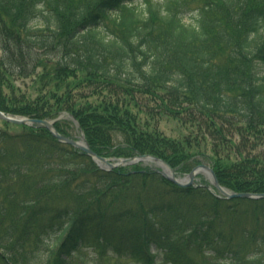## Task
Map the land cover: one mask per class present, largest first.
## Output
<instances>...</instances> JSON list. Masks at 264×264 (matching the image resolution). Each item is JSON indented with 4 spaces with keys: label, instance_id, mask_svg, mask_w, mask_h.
<instances>
[{
    "label": "trees",
    "instance_id": "trees-1",
    "mask_svg": "<svg viewBox=\"0 0 264 264\" xmlns=\"http://www.w3.org/2000/svg\"><path fill=\"white\" fill-rule=\"evenodd\" d=\"M139 1L0 0V109L69 113L99 154L177 170L210 146L223 185L264 192V0ZM161 115L190 133L164 135ZM1 121L0 264H264V198L106 170Z\"/></svg>",
    "mask_w": 264,
    "mask_h": 264
},
{
    "label": "water",
    "instance_id": "water-1",
    "mask_svg": "<svg viewBox=\"0 0 264 264\" xmlns=\"http://www.w3.org/2000/svg\"><path fill=\"white\" fill-rule=\"evenodd\" d=\"M0 118L16 124L43 125L47 127L60 141L72 144L73 146L87 152L100 166L106 169H112L114 167L123 166L127 164H135L138 162H148L151 163L154 167H156L157 170L162 173L165 177L183 186L194 184L196 173L200 170H207L211 183L215 185L225 197L264 198V192H236L226 188L220 183L214 169L210 165L205 163L199 164L194 169H192L191 172L188 173L185 177H181L176 174L174 167L168 161L156 155L148 153H143L130 157H106L100 155L91 148L89 142L85 138L70 137L61 133L55 126V120L52 119L19 115L14 116L7 114L1 110Z\"/></svg>",
    "mask_w": 264,
    "mask_h": 264
},
{
    "label": "rangeland",
    "instance_id": "rangeland-1",
    "mask_svg": "<svg viewBox=\"0 0 264 264\" xmlns=\"http://www.w3.org/2000/svg\"><path fill=\"white\" fill-rule=\"evenodd\" d=\"M140 2H141V0L138 3H140ZM185 20L190 21V16L186 15ZM28 82H30V81H28ZM62 119H63V121L67 122L66 126L70 127L69 130L72 132L73 135H82L80 133L78 127H77L76 122L74 121V118L71 115L66 113V115H64V117H62ZM0 126L1 127L4 126V124L1 120H0ZM158 126H159L160 130L164 133V135L169 136L171 138L183 139L185 135H188L190 133V129L188 128V126L184 125L179 119L169 117V116L161 115V118L158 121ZM18 128L19 127H17V129ZM202 151L205 152L207 155L198 154L197 155V157L199 158L198 163H205V164L212 166V164H211L212 161H211V157H210L212 154V151H211L210 146L206 149H202ZM189 172L190 171H186V170H178V175L181 177H185L187 175V173H189ZM196 183H199L198 186L209 184L208 187L210 189H211V185L213 186V184L211 183V180L208 179L204 174H200ZM121 205L122 206H125V205L128 206V205H130V202H127L126 204L121 203ZM114 264H137V263L129 261V260H119V261L115 262Z\"/></svg>",
    "mask_w": 264,
    "mask_h": 264
},
{
    "label": "bare ground",
    "instance_id": "bare-ground-1",
    "mask_svg": "<svg viewBox=\"0 0 264 264\" xmlns=\"http://www.w3.org/2000/svg\"><path fill=\"white\" fill-rule=\"evenodd\" d=\"M69 114V113H68ZM62 115H63V117H64V115H66V112L65 113H62ZM70 115V114H69ZM72 116V115H71ZM73 118H74V121L76 122V124H77V127H78V129H79V131H80V133L82 134V135H84V133H83V131H82V129L80 128V125H79V122H78V120L74 117V116H72ZM4 120V119H3ZM5 121H7V120H5ZM152 155H154V154H152ZM123 157H128V156H123ZM162 158V157H161ZM145 163V162H144ZM200 163H196V164H194V166L190 169V172H191V170L192 169H194L196 166H198ZM129 165H133V164H127V166H129ZM145 166H149V167H151V168H155L151 163H148V162H146L145 164H144ZM175 169V171H176V174L178 175V170L176 169V168H174ZM189 172V173H190ZM208 171L207 170H200V171H198L197 173H196V178H195V181H194V184H191V185H186L187 187H191V186H198V184L199 183H196L197 182V179H198V177L200 176V174H204L208 179H210L209 178V174L207 173ZM216 172V171H215ZM188 174V173H187ZM217 174V173H216ZM179 176V175H178ZM217 177H218V175H217ZM218 179H219V177H218ZM170 181H172V180H170ZM220 181V180H219ZM173 183H175V184H177V185H179L178 183H176V182H174V181H172ZM221 183V182H220ZM222 184V183H221ZM179 186H183V185H179ZM222 198H228V197H225V196H222Z\"/></svg>",
    "mask_w": 264,
    "mask_h": 264
}]
</instances>
